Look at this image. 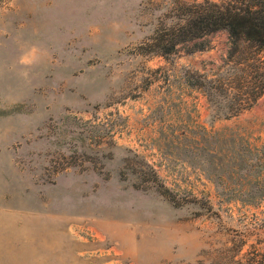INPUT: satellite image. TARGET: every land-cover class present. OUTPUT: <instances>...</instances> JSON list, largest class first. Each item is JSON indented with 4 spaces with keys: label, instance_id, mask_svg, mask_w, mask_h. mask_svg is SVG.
I'll return each instance as SVG.
<instances>
[{
    "label": "rangeland",
    "instance_id": "obj_1",
    "mask_svg": "<svg viewBox=\"0 0 264 264\" xmlns=\"http://www.w3.org/2000/svg\"><path fill=\"white\" fill-rule=\"evenodd\" d=\"M179 1L0 0V264L264 259V200L227 199L195 149L203 127L264 160V96L216 118L191 84L226 66L225 31L137 49Z\"/></svg>",
    "mask_w": 264,
    "mask_h": 264
},
{
    "label": "trees",
    "instance_id": "obj_2",
    "mask_svg": "<svg viewBox=\"0 0 264 264\" xmlns=\"http://www.w3.org/2000/svg\"><path fill=\"white\" fill-rule=\"evenodd\" d=\"M175 22L154 30L138 45L140 53L168 55L182 47L185 52L206 47L205 37L223 30L227 38L225 67L216 78L200 76L198 86L216 118L228 119L249 109L264 96V0H189L178 2ZM204 173L221 188L227 199L243 204L264 200V160L255 147L236 149L233 138L217 136L201 127ZM213 145H211V144ZM255 151V155H254ZM150 181L156 180L150 169ZM156 190L167 196L166 189ZM250 264H264L251 258Z\"/></svg>",
    "mask_w": 264,
    "mask_h": 264
}]
</instances>
